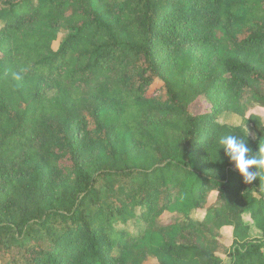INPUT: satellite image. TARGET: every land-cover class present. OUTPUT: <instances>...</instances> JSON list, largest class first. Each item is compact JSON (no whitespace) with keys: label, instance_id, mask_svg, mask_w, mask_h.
<instances>
[{"label":"trees","instance_id":"obj_1","mask_svg":"<svg viewBox=\"0 0 264 264\" xmlns=\"http://www.w3.org/2000/svg\"><path fill=\"white\" fill-rule=\"evenodd\" d=\"M194 21L216 68L198 82L182 59L164 77L161 47L205 42ZM219 86L234 114L264 108V0H0V264H218L223 227L245 240L249 214L264 235V169L245 183L218 143L259 155L264 123L246 119L254 140L218 123ZM256 243L230 256L264 264Z\"/></svg>","mask_w":264,"mask_h":264},{"label":"rangeland","instance_id":"obj_2","mask_svg":"<svg viewBox=\"0 0 264 264\" xmlns=\"http://www.w3.org/2000/svg\"><path fill=\"white\" fill-rule=\"evenodd\" d=\"M171 19L175 18L174 14H168ZM205 25L201 22L194 21L193 25H191V28H194L193 31H195L197 34L201 35L205 42L203 43H185L181 45L176 50L167 49L165 47L160 48V52L158 54V58L161 64L162 72L164 77L170 76V74L176 70L181 60L183 59L184 64H190L191 66L188 68V74L189 72L192 74L193 78L198 79L199 81H203L210 72L214 70L217 66L218 62V56L216 49L213 46L211 35L213 33V30L203 28ZM65 33L60 32L58 33L57 40L53 43L52 47L54 50H56L59 42L64 37ZM262 50H256L255 52L250 53L248 56H245L244 59L249 62L251 65L258 67L261 65V59H260V53ZM161 87L160 81H155L149 88L148 94H154L158 92L159 88ZM212 93L214 94V97L216 100H218L220 103L217 104L219 106L218 108L221 109V114L217 117V122L220 124H226L233 127L239 128L242 133L248 137L251 140H254L256 138L255 131L253 127L247 122V118L249 115H255L261 118V121L264 123V108L263 107H256L254 109H247L245 116L241 117L237 114H234L230 112V108L238 102V99H233L228 94L226 88L224 86L222 87H216L213 88ZM208 102L203 100L201 102L196 103L192 106V110L197 111H203L206 107L209 106L207 104ZM241 109V108H240ZM130 151L135 156L139 155L142 151L141 145L137 142H131L129 145ZM99 152V151H97ZM21 155V154H20ZM19 155V157H20ZM17 158L16 164L11 168L9 171L8 177L6 179V189L9 190L13 185V182L18 180L21 177V165L18 164V161L20 158ZM18 164V165H17ZM255 195V194H254ZM215 199V194H211L208 198V203L213 202ZM264 215V214H263ZM243 220L248 225V229L246 231V234L244 236L245 240H238L236 235H234L233 227H223L222 228V234L223 239H221L222 242H224L226 246V251L223 255H218V259L220 262L218 264H240L241 261L238 259V257H232L230 254H233L236 250H240L245 241H257L258 249L260 250V255L256 253L254 255V258L258 257L262 259L264 263V235L263 233L258 229L257 224L254 222L253 219L250 218L249 214L243 215ZM121 229H125L126 231H129L130 233H135L139 227L135 225V223H132L130 221L127 225L120 227ZM236 239V240H235ZM237 241V242H236ZM1 260L4 261L3 254ZM261 256V257H259ZM149 257H146V260ZM6 259V258H5ZM154 261L150 258L144 263V264H152Z\"/></svg>","mask_w":264,"mask_h":264},{"label":"clouds","instance_id":"obj_3","mask_svg":"<svg viewBox=\"0 0 264 264\" xmlns=\"http://www.w3.org/2000/svg\"><path fill=\"white\" fill-rule=\"evenodd\" d=\"M218 143L222 146L225 156L233 164L234 170L243 178L245 183L255 180L258 169H264V147L260 148L259 155L253 154L245 138L227 134L219 138ZM254 169V171H250Z\"/></svg>","mask_w":264,"mask_h":264}]
</instances>
